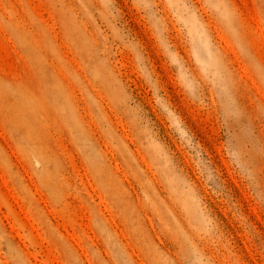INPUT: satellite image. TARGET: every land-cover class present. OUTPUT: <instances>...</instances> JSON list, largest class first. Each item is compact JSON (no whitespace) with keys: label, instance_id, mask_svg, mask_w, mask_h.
Wrapping results in <instances>:
<instances>
[{"label":"rangeland","instance_id":"374dc122","mask_svg":"<svg viewBox=\"0 0 264 264\" xmlns=\"http://www.w3.org/2000/svg\"><path fill=\"white\" fill-rule=\"evenodd\" d=\"M0 264H264V0H0Z\"/></svg>","mask_w":264,"mask_h":264}]
</instances>
